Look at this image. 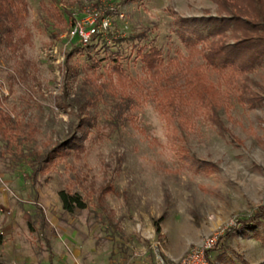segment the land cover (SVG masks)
<instances>
[{
  "label": "rangeland",
  "instance_id": "obj_1",
  "mask_svg": "<svg viewBox=\"0 0 264 264\" xmlns=\"http://www.w3.org/2000/svg\"><path fill=\"white\" fill-rule=\"evenodd\" d=\"M91 6L108 26L86 45L68 40L72 16ZM18 13L11 45L0 43V264H147L227 230L214 264H264V220L236 227L264 203V64L216 70L177 35L178 18L216 6L22 0ZM149 47L152 70L138 55ZM68 138L80 147L30 175V152ZM59 190L84 207L65 212Z\"/></svg>",
  "mask_w": 264,
  "mask_h": 264
},
{
  "label": "trees",
  "instance_id": "obj_2",
  "mask_svg": "<svg viewBox=\"0 0 264 264\" xmlns=\"http://www.w3.org/2000/svg\"><path fill=\"white\" fill-rule=\"evenodd\" d=\"M209 1L216 6L218 12L216 16L180 17L176 21L177 35L186 49L199 53L203 62L216 70L230 69L247 73L264 64V0ZM19 4H22V0H0V43L6 46L11 45L12 34L18 28ZM227 31L231 38L230 42L224 39ZM138 55L146 69H155L159 60L157 48L149 47L146 52L139 51ZM200 83L199 75L188 80L190 93H196L202 85ZM176 98L177 96L174 97L172 94L167 104H171ZM79 147L78 139L68 138L44 153L30 152L27 162L30 175L42 171L58 151L76 150ZM57 195L65 212L84 207V202L77 193L59 190ZM161 220L162 216L153 222L155 235L160 232ZM261 220H264V203L253 214L237 220L236 227L250 229L260 225ZM228 231L219 239L227 236ZM2 239L0 234V243ZM210 251L206 252L207 264H214V260L209 257Z\"/></svg>",
  "mask_w": 264,
  "mask_h": 264
},
{
  "label": "built area",
  "instance_id": "obj_3",
  "mask_svg": "<svg viewBox=\"0 0 264 264\" xmlns=\"http://www.w3.org/2000/svg\"><path fill=\"white\" fill-rule=\"evenodd\" d=\"M108 24V18L100 12V8L86 7L72 16L66 36L68 40L76 37L80 45H86ZM220 234L217 232L203 236L187 252L176 258L154 252L151 262L147 264H207L206 252L216 246Z\"/></svg>",
  "mask_w": 264,
  "mask_h": 264
}]
</instances>
